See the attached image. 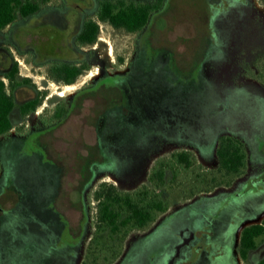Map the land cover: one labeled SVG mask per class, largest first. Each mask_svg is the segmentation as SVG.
Returning a JSON list of instances; mask_svg holds the SVG:
<instances>
[{"label": "rangeland", "instance_id": "374dc122", "mask_svg": "<svg viewBox=\"0 0 264 264\" xmlns=\"http://www.w3.org/2000/svg\"><path fill=\"white\" fill-rule=\"evenodd\" d=\"M218 1L168 0V21L162 20L153 27L152 38L146 34L134 39L132 32L101 23L97 41L83 47L89 53L85 58L88 68L70 84L56 79L48 64H39L30 58L38 62L57 61L61 57L75 59V52L66 46V42L60 50L61 41L64 38L69 41L75 34L78 14L73 6L62 12L43 10L28 17L42 18L40 23L29 25L24 20L14 25V29L3 31L4 50L0 52V65L2 56L17 53L20 55L19 77L29 79L17 91V96L25 98L37 90L41 99L36 112L29 117V125L37 119V113L47 117L57 103L66 104L80 89L86 91L78 93L66 118L41 136L45 142L35 133L0 140V188L5 191L0 202L3 207H8L0 214V264H82L89 238L94 234L96 201L88 199L90 215L86 229L72 232L68 219L71 227L77 229L81 217L79 192L85 178L84 157L87 152L96 153V114L106 103L105 110L98 113L100 123L116 105L109 96H114L117 89L109 87L120 81L133 85L141 79L161 91V87L167 84L168 98L185 103L187 111L183 118L194 129L198 123L203 127L208 122L211 126L212 122L221 121L236 106L259 102L264 107L262 87L248 81V75L236 71L237 57L232 48L239 50L241 41L238 40V46H231L223 36L211 35L208 21L212 19L215 7L219 6ZM258 7L262 12L258 20L264 30V3L258 0ZM236 25L232 34L239 39L241 22L237 20ZM23 34L28 36L27 41ZM57 48L60 52L56 53ZM102 72L105 74L99 78L98 84L103 85L94 84ZM106 73H112V76ZM93 84L98 88L92 91L90 85ZM118 104L121 106L123 102ZM215 107L220 112L212 118L210 112ZM178 114L182 115L180 111ZM178 118V123L182 122V117ZM108 124L111 125V121ZM227 125L225 131H249L241 125ZM260 126L264 128V118ZM110 139L116 138L110 136ZM249 144L252 145L250 141ZM155 145L150 137V149ZM183 147L187 146L183 143L162 144L147 156L143 167L139 149L113 174L101 173L87 195L102 178L119 190H133L148 182L149 168L157 157H168L173 150ZM194 149L196 147L192 150L196 163L183 168L175 178L169 173L166 185L159 189L161 196L172 205L183 203L186 196L197 194L204 186L210 188L214 179H230L224 173H218L215 157H205ZM86 166L91 170L89 160ZM162 217L159 215L157 223L150 229L130 234L121 257L112 264H174L191 231L178 219L173 218L172 222L168 219L167 222ZM98 262L105 261L100 257Z\"/></svg>", "mask_w": 264, "mask_h": 264}, {"label": "flooded vegetation", "instance_id": "af4514ba", "mask_svg": "<svg viewBox=\"0 0 264 264\" xmlns=\"http://www.w3.org/2000/svg\"><path fill=\"white\" fill-rule=\"evenodd\" d=\"M18 1L10 2V6H13L12 13H14V16L3 27H0V52L4 50L2 41L5 32L3 31L14 29V25L21 24L24 20L29 25H36L42 21V18L37 17L28 19L29 16L38 15L46 9L48 11L62 12L71 6L77 11L78 20L75 34L69 41L61 38L63 40L61 41L62 47L60 49H63V44L66 42V46L75 52L76 57L74 60H64L61 57L57 61L47 62L48 60H46V62H38L34 58L32 60L29 56H21L27 59L30 58L31 61L39 64H48V69L56 76V79L67 84L73 83L75 80L66 82L57 76V67L65 63L77 65L81 66V73L88 68L85 58L89 53L84 51L83 47L85 45H93L97 41L101 23H107L113 27L123 28L128 32H132L134 33V39H136L146 34L147 37L152 38L153 27L162 20L168 21V0ZM259 1L264 3V0ZM218 4L219 6L215 7L216 10L214 9L212 13V19L208 21L212 29L211 35L223 36L227 39V42H230L231 46H238V40L241 41L239 43L242 45L239 50L232 48L237 57L236 71L239 74L248 75L246 78L248 81L261 86L264 90V30L258 20L262 13L258 7V0H220ZM132 8L136 12V22L139 21L141 23V27L136 30H128L124 26H115L107 15L108 10H112L115 13L116 11L121 12ZM28 9L30 11L25 12ZM103 15L106 17L104 18ZM237 20L241 22L240 28L242 29V33L237 35L240 37L239 39H236V34H232L233 29H237ZM91 23H96L99 26L97 37L93 42L84 41L81 38V34L85 27ZM22 37L27 41V35L23 34ZM58 50L59 48L56 49V53L60 52ZM19 57V54L11 53L10 56L5 54L1 58L3 62L0 65V84L2 83V90L8 96L5 102L7 104L13 102V106L9 108L7 114L10 125L3 128L2 124H0V140L13 136L18 138L26 137L30 133H35L41 139L43 134L61 123H55L56 119L52 114L45 117L43 114L37 113V119L31 125L28 124L30 115L36 112L41 99L37 90L25 98L17 96V91L29 81L28 77H19ZM128 65L129 62L126 67ZM102 74L105 73L102 72L95 79L96 83L94 82V84H98ZM106 74L112 76V73ZM94 84L90 85V90L92 91L98 88V86L94 88ZM98 85L103 84L99 83ZM109 89H117L114 96H109L110 101H114L116 105H114L115 109L112 108L108 111V114L100 123L98 122V113L105 110L106 103L103 104L96 114V153L94 155L92 151L87 152L84 157V167H82L85 178L81 183L79 192L81 217L83 209L87 208L88 199L91 198L92 202L96 201L93 199V193L87 195V191L101 173L104 175L113 174L125 159L132 157L139 149L142 151L140 152V157L143 167L147 156L156 152L162 144L183 143L187 147L173 150L170 155L176 151H188L195 156L192 150L196 147V150L203 156L215 157L218 173L222 172L229 176L230 179L224 181L214 179L210 184V188L207 189L204 186L197 194L186 196L183 203L172 205L168 201L167 208L158 214L160 218L164 216L162 218H165L167 222L178 219L180 222L187 224L191 231L187 243L185 246H181V252L176 256V261L173 263L264 264V128L260 126V122L264 118V107L259 102L236 106L221 121L212 122L211 126L208 122L207 126L204 125L203 127L198 123V127L194 129L183 118L184 113L187 111L185 103L180 100L175 102L172 98H168L167 84L162 86L160 91L157 87L150 86L149 83L137 79L133 85L120 81L119 84L113 85ZM85 91V88L80 89L78 93L81 94ZM78 93L71 98L70 102H76ZM34 97L39 99L35 110L22 113L21 105ZM120 101L123 102L121 106L118 104ZM179 111L182 115L178 114ZM219 112H217L215 107L210 112L212 113L210 115H212V118H216L215 116ZM178 117H182V122L178 123L176 120ZM110 121L111 125L108 124ZM224 122L241 125V127L249 131L248 133L244 132V130H240L242 131L241 133L236 130L232 132L225 131L228 123L223 124ZM153 133L156 136H153ZM110 136L116 139L111 140ZM222 136H231L237 139L241 145L245 156L244 164L239 171L227 172L218 166L217 153L219 140ZM150 137H153L156 143L152 149H150ZM249 141L252 145L249 144ZM196 150L195 152H197ZM159 158L157 157L150 166L147 181L152 167ZM88 160L91 162V170H88L87 166L85 167ZM197 164L200 163L197 161ZM100 182L108 181L102 178ZM4 194L5 191L1 187L0 201ZM7 208L3 207L0 202V214L2 211H6ZM179 209L180 211H178ZM61 212L68 219L62 210ZM173 213H176V215ZM158 216L146 226L133 229L124 240L123 249L125 248V241L129 239L130 234L150 229L152 224L157 223ZM81 217L77 229L71 227L68 219L69 229L72 232L78 233L84 228L86 229L87 226L82 223ZM121 254L122 252L115 260L120 258ZM112 262L108 264H112Z\"/></svg>", "mask_w": 264, "mask_h": 264}, {"label": "trees", "instance_id": "16d2710c", "mask_svg": "<svg viewBox=\"0 0 264 264\" xmlns=\"http://www.w3.org/2000/svg\"><path fill=\"white\" fill-rule=\"evenodd\" d=\"M11 1L17 2L18 0H0V27H3L14 16L13 6H10ZM28 11L30 9L25 12ZM112 13V10H108L107 15L115 26H124L128 30L141 27V23L135 20L136 12L133 8ZM103 17L106 16L103 15ZM98 29V24H88L81 34L82 40L95 41ZM81 70V66L65 63L57 67L56 74L66 82H73ZM7 97L2 90L1 83L0 124L3 128L10 125L7 114L9 108L13 106V102L10 104L5 102ZM38 103V97L28 99L20 107L22 113L35 110ZM74 104V101L57 104L52 111L56 119L55 123L62 122ZM217 155L219 168L227 172L239 171L244 164L245 154L241 145L231 136L220 138ZM195 161L196 157L188 151H176L168 157H161L152 167L148 182L133 190H119L112 183L100 182L92 192L93 199L96 200L94 234L90 238L82 264H108L114 261L122 252L124 240L128 234L133 229L146 226L167 208L169 203L161 196L159 189L166 185L168 174L170 173L171 177L175 178L183 168H189ZM89 215L87 208H84L81 217L84 225L89 221ZM100 257H103L104 263L98 262Z\"/></svg>", "mask_w": 264, "mask_h": 264}]
</instances>
